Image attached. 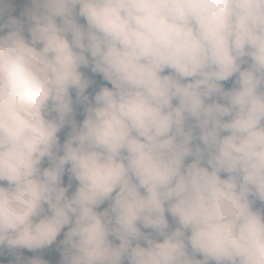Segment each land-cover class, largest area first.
Returning <instances> with one entry per match:
<instances>
[{
	"label": "clouds",
	"instance_id": "9594fccd",
	"mask_svg": "<svg viewBox=\"0 0 264 264\" xmlns=\"http://www.w3.org/2000/svg\"><path fill=\"white\" fill-rule=\"evenodd\" d=\"M10 3L0 264H264V0Z\"/></svg>",
	"mask_w": 264,
	"mask_h": 264
},
{
	"label": "trees",
	"instance_id": "16d2710c",
	"mask_svg": "<svg viewBox=\"0 0 264 264\" xmlns=\"http://www.w3.org/2000/svg\"><path fill=\"white\" fill-rule=\"evenodd\" d=\"M81 22L83 23L84 21L81 20ZM5 31H7V29ZM97 79H99V77H97ZM108 86H110V85H108ZM227 86H230V85H226V87ZM82 118H83L82 115H78L77 116V119L78 120H80ZM63 135L64 134L62 133L61 134L62 139H63ZM71 191L72 190H70V193L69 194H71ZM255 206L257 208L261 207V205L259 204V202H257L255 204ZM145 231H148V230H145ZM60 239H63V233H61V236L58 237V241ZM57 244H58V242H57ZM57 244H54L51 248L46 249V250H40V251H34V252H32V251H28V250L25 249V250H20V251H21V253H22V255H23V257H24L25 260L28 259V258H31L33 256H39L42 259L48 260L49 261V264H59V261L61 259V255H60V252L57 250ZM12 259H13L12 257H10V256L8 257V260L9 261H11Z\"/></svg>",
	"mask_w": 264,
	"mask_h": 264
},
{
	"label": "rangeland",
	"instance_id": "374dc122",
	"mask_svg": "<svg viewBox=\"0 0 264 264\" xmlns=\"http://www.w3.org/2000/svg\"><path fill=\"white\" fill-rule=\"evenodd\" d=\"M29 7H31L30 0H11V3L8 6V10L5 14V19H7L9 16H15L18 19L26 20V17L22 14ZM106 206L107 203H105V205H102L101 210ZM254 207L256 206L254 205ZM169 219L171 222V218Z\"/></svg>",
	"mask_w": 264,
	"mask_h": 264
}]
</instances>
